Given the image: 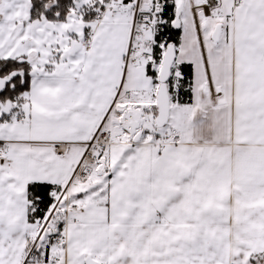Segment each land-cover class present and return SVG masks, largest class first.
Returning a JSON list of instances; mask_svg holds the SVG:
<instances>
[{
    "label": "snow or ice",
    "instance_id": "6c2138e0",
    "mask_svg": "<svg viewBox=\"0 0 264 264\" xmlns=\"http://www.w3.org/2000/svg\"><path fill=\"white\" fill-rule=\"evenodd\" d=\"M0 264H264V0H0Z\"/></svg>",
    "mask_w": 264,
    "mask_h": 264
}]
</instances>
